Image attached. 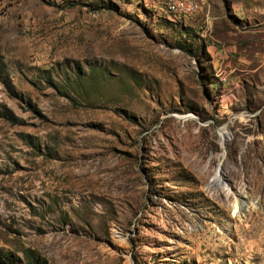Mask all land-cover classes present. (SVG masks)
<instances>
[{
  "label": "rangeland",
  "instance_id": "obj_1",
  "mask_svg": "<svg viewBox=\"0 0 264 264\" xmlns=\"http://www.w3.org/2000/svg\"><path fill=\"white\" fill-rule=\"evenodd\" d=\"M164 2L0 0V264H264V0Z\"/></svg>",
  "mask_w": 264,
  "mask_h": 264
},
{
  "label": "built area",
  "instance_id": "obj_2",
  "mask_svg": "<svg viewBox=\"0 0 264 264\" xmlns=\"http://www.w3.org/2000/svg\"><path fill=\"white\" fill-rule=\"evenodd\" d=\"M164 7L174 16H189L199 11L200 2L199 0H165ZM222 80L225 79L222 78Z\"/></svg>",
  "mask_w": 264,
  "mask_h": 264
},
{
  "label": "bare ground",
  "instance_id": "obj_3",
  "mask_svg": "<svg viewBox=\"0 0 264 264\" xmlns=\"http://www.w3.org/2000/svg\"><path fill=\"white\" fill-rule=\"evenodd\" d=\"M218 132L221 144H223L231 136L227 126L219 128ZM214 180L216 181L215 183H217L219 187L224 191L226 196L231 194L229 186L223 181L224 179H222L221 170L219 169V167L216 169ZM239 203L241 204V206L246 205L245 201H240Z\"/></svg>",
  "mask_w": 264,
  "mask_h": 264
},
{
  "label": "trees",
  "instance_id": "obj_4",
  "mask_svg": "<svg viewBox=\"0 0 264 264\" xmlns=\"http://www.w3.org/2000/svg\"><path fill=\"white\" fill-rule=\"evenodd\" d=\"M181 17H185V16H174V15H173L174 20H175V19H178V18H181Z\"/></svg>",
  "mask_w": 264,
  "mask_h": 264
}]
</instances>
